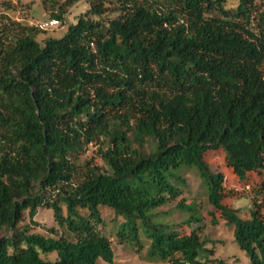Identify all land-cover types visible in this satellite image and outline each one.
<instances>
[{"label":"trees","instance_id":"trees-1","mask_svg":"<svg viewBox=\"0 0 264 264\" xmlns=\"http://www.w3.org/2000/svg\"><path fill=\"white\" fill-rule=\"evenodd\" d=\"M48 1L62 21L79 0ZM88 1L61 36L43 41L38 27L0 13V264L112 262L111 242L95 227L100 206L122 217L121 242L138 245L144 233L148 257L206 264L200 256L212 252L196 231L180 234L152 218L179 194L170 179L181 166L197 169L249 264H264L260 206L242 217L223 203V174L203 159L220 148L238 177L264 176V7ZM108 3L114 15L103 18ZM90 145L108 170L76 163ZM40 206L75 239L20 228L25 210L38 224ZM179 206L189 211L187 223L200 219L194 204Z\"/></svg>","mask_w":264,"mask_h":264},{"label":"rangeland","instance_id":"rangeland-1","mask_svg":"<svg viewBox=\"0 0 264 264\" xmlns=\"http://www.w3.org/2000/svg\"><path fill=\"white\" fill-rule=\"evenodd\" d=\"M258 6L264 7V0H253ZM237 0H226L228 7L235 6ZM107 6V4H106ZM108 10L103 14V18L114 15L111 12L112 5L108 3ZM89 9L88 0H79L70 6L64 14V19L57 25H45L52 19V6L48 0H0V13L8 14L12 19L24 24L33 25L39 28L36 35L38 41L52 36L59 37L66 30L69 23H74L79 15L84 14ZM90 17H95L90 15ZM150 145H146V150ZM203 159L214 172L223 174V203L237 208L242 217L249 216V210L254 204L260 206L264 213V176L260 172H247L243 177H238L227 165L224 150L208 149L203 154ZM90 161L97 165L101 170H108V165L98 153L96 145H90L88 149L79 153L76 163L84 168L85 162ZM176 178H171L179 189L176 198L157 207L152 212L155 221L167 223L172 229L180 234L190 233L192 230L205 242V247L211 250L208 258L202 254L201 261L206 264H218L222 260L227 264H249L248 257L234 241V226L227 223L220 215L219 210L213 207L208 201L207 186L199 176L194 166H181L174 171ZM180 203L194 204L196 215L199 220L187 223L189 211L179 206ZM62 213L66 214L65 205L62 203ZM101 221L96 224V228L108 237L114 251L112 262L97 259V264H169L168 260L152 259L147 256L149 239L140 233V243L120 241L117 235L122 217L116 216L114 211L107 206H100ZM81 214L87 215L86 209H79ZM33 220L30 221L28 211L23 213L22 220L18 223L19 227L29 226L30 231L39 232L47 236L63 234L70 240L75 239L74 232L70 231L65 224L55 221L51 208L38 207ZM50 228L55 229V233L50 232ZM47 259H54L55 254L44 256Z\"/></svg>","mask_w":264,"mask_h":264},{"label":"built area","instance_id":"built-area-1","mask_svg":"<svg viewBox=\"0 0 264 264\" xmlns=\"http://www.w3.org/2000/svg\"><path fill=\"white\" fill-rule=\"evenodd\" d=\"M59 23V21L55 18H52L50 20H48L45 25H57Z\"/></svg>","mask_w":264,"mask_h":264}]
</instances>
